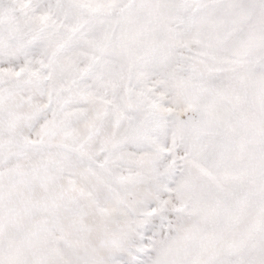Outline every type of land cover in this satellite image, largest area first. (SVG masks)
I'll return each mask as SVG.
<instances>
[{
	"label": "snow or ice",
	"instance_id": "6c2138e0",
	"mask_svg": "<svg viewBox=\"0 0 264 264\" xmlns=\"http://www.w3.org/2000/svg\"><path fill=\"white\" fill-rule=\"evenodd\" d=\"M0 264H264V0H0Z\"/></svg>",
	"mask_w": 264,
	"mask_h": 264
}]
</instances>
